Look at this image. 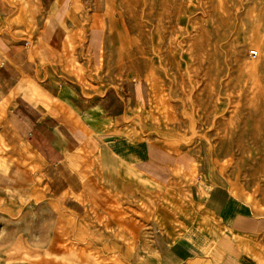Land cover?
Masks as SVG:
<instances>
[{
    "label": "crops",
    "instance_id": "0c3cea01",
    "mask_svg": "<svg viewBox=\"0 0 264 264\" xmlns=\"http://www.w3.org/2000/svg\"><path fill=\"white\" fill-rule=\"evenodd\" d=\"M90 7L0 0V199L41 187L73 212L112 218L125 205L138 227L122 255L130 264H264V215L198 148L137 137L149 86L76 64ZM167 152L178 177L160 175Z\"/></svg>",
    "mask_w": 264,
    "mask_h": 264
},
{
    "label": "rangeland",
    "instance_id": "374dc122",
    "mask_svg": "<svg viewBox=\"0 0 264 264\" xmlns=\"http://www.w3.org/2000/svg\"><path fill=\"white\" fill-rule=\"evenodd\" d=\"M89 1L93 23L76 64L97 70L87 76L144 81L137 137L198 148L264 215V0ZM164 154L160 175L178 177L174 154ZM106 212H73L41 187L1 198L0 264H130L122 255L137 237L133 211Z\"/></svg>",
    "mask_w": 264,
    "mask_h": 264
},
{
    "label": "built area",
    "instance_id": "2783aa9c",
    "mask_svg": "<svg viewBox=\"0 0 264 264\" xmlns=\"http://www.w3.org/2000/svg\"><path fill=\"white\" fill-rule=\"evenodd\" d=\"M258 56V52L256 50H251L249 52V57L250 58H256Z\"/></svg>",
    "mask_w": 264,
    "mask_h": 264
}]
</instances>
